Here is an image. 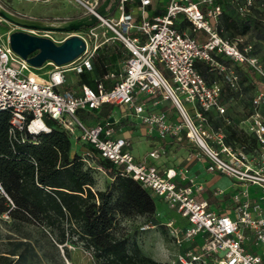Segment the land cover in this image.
Here are the masks:
<instances>
[{"label":"built area","instance_id":"1","mask_svg":"<svg viewBox=\"0 0 264 264\" xmlns=\"http://www.w3.org/2000/svg\"><path fill=\"white\" fill-rule=\"evenodd\" d=\"M72 1L83 9L82 16L94 15L99 4V0ZM224 1L239 17L248 15L254 4L253 0H117L110 15L96 16L91 28L63 33L60 39H54L51 32L22 30L55 44L72 36L84 43V51L73 61L62 66L46 62L44 67H50L46 79L34 74L8 42H0V112L10 115L11 142L17 141L16 133L24 142V132H49L48 122L71 136L78 131L75 139L81 145L83 162L94 163L95 157L109 162L116 175L138 183L184 220V227L172 221L164 224L177 247L200 237L198 246L184 248L171 264H264V123L259 112L264 106V66L246 36L227 39L220 35L218 18ZM115 44L123 57L113 70L93 78L92 86L75 82L67 87L69 73L92 75L99 50ZM196 64H203L232 91H237L239 80L234 66H244L259 80L261 86L250 102L248 130L255 145L251 154L225 144L223 126L228 121L213 128L207 120L210 112L224 113L219 102L221 85L218 80L207 83ZM160 92L177 112V119L154 111L156 100L148 103L151 110L145 108L144 99H154ZM103 105L117 110L118 118L88 125L76 116ZM129 114L136 121L133 124L159 143L178 141L183 133L185 145L204 160L207 173L225 176L239 186H253L259 194L250 197L246 190L234 191L229 196L230 216L216 212L201 196L200 184L191 179L182 183V172L160 170L154 164L165 156L163 146H154L140 159L133 157L127 148L130 141L116 134V123L119 119L130 122ZM0 194H4L1 185ZM222 194L216 191L214 195ZM151 228L153 224L143 219L136 224L138 232Z\"/></svg>","mask_w":264,"mask_h":264},{"label":"trees","instance_id":"2","mask_svg":"<svg viewBox=\"0 0 264 264\" xmlns=\"http://www.w3.org/2000/svg\"><path fill=\"white\" fill-rule=\"evenodd\" d=\"M253 1L250 13L244 17L237 16L228 2H221L218 27L220 35L227 39L250 34L254 44L247 41L258 57V44H264V8L261 7L264 0ZM122 57L119 45L103 47L96 55L92 75H81L77 84L92 86L93 78L113 70V64ZM259 61L264 66L262 59ZM196 69L207 83L220 82L219 102L222 106L240 96L238 89L230 90L219 76L207 72L203 64H196ZM234 69L239 75L238 87L246 83L248 86L258 84L260 88L259 80L244 66H234ZM153 100L155 98L150 102ZM263 111L264 106H261L259 112ZM111 112V105H103L86 114L87 120L92 116V121L86 122L89 125L105 122ZM224 116L210 112L207 120L215 128L227 118L225 113ZM124 125L121 120L117 127ZM48 126L49 132L22 133L24 142L16 133L17 141L11 142L10 115L0 112V185L4 193L0 194V216L6 215L17 225H36L54 234L59 244L67 242L75 246L81 242L90 252L93 264H164L144 255L122 225V222L129 223L138 218L153 224L155 206L151 194L130 178L116 175L109 162L96 157L95 166L110 181L103 190L93 191L91 171L85 169L78 153L71 155V135L54 122H48ZM223 128L225 144L242 147L246 153L255 148L250 134L245 136L229 124ZM181 136L178 141L169 139L161 141L160 145L166 150L185 148L183 133ZM214 194L215 191L207 192L206 199L209 204L218 206ZM222 198L228 200V196ZM0 264H27V256L24 253L1 255Z\"/></svg>","mask_w":264,"mask_h":264},{"label":"rangeland","instance_id":"3","mask_svg":"<svg viewBox=\"0 0 264 264\" xmlns=\"http://www.w3.org/2000/svg\"><path fill=\"white\" fill-rule=\"evenodd\" d=\"M0 6L10 13L31 19L45 20L50 23L69 21L78 18L83 14V9L72 0H0ZM17 31H22V29L3 20L0 23V42L7 43L9 35ZM51 36L54 39H60L63 37V33L54 32L51 33ZM246 36V39L254 44L252 36L250 34ZM257 54L264 63V44H258ZM157 68L161 70V67L157 66ZM49 69L50 67L42 66L41 68H32V72L39 78L46 79L47 71ZM161 73L164 78L167 79L166 72L161 70ZM78 78L79 77L76 75L69 73L67 75V87L73 86V84L77 82ZM258 88V84L248 86L246 83H243L238 87V93H240V96H238L235 100H230L227 105H223L224 113L227 115V118H225L226 120L223 118L224 121H228L229 125L234 127L236 131L243 133L245 136L250 134L248 130L251 108L250 102ZM155 95L157 104H152L154 106L153 110H161L162 112L168 114V116L177 119L178 114L171 103L168 100L163 99L165 94L160 92ZM144 102L145 108L147 110H151L149 109L150 104H148L150 103V99L146 97ZM224 113L222 114L223 117H225ZM115 114L116 113L114 112V115ZM260 114L264 123V111ZM85 115L86 113L84 112H78L76 116L83 123L88 124L86 121H92V114L90 115L91 118H88V120ZM117 118L118 116L116 114L114 119ZM119 120L121 121L122 119ZM119 120L116 125L119 124ZM128 120L132 123L125 121L124 126H118L119 129L117 133L122 134L124 131L128 133L130 145L127 148L136 159H140L151 147V145L156 143V137L152 136L148 139L149 137H146L144 130L133 124L136 121L130 114ZM43 121L47 124L45 119H43ZM75 136H78V131H76L74 136H71V155H74L75 153L80 155L79 151L81 150V145L76 141ZM237 147V145H234V148ZM195 154L196 153H194V155ZM249 154H251V152ZM189 159L190 157L184 154L178 156L169 154L157 161L160 165L163 164L167 167L179 168L183 171L185 169V163ZM84 165L85 169L91 171L94 179V186L92 187V190H103L110 179L103 173V171L97 169L94 163L84 162ZM199 181L202 182L205 190L209 192L221 191L224 193V196H228V200L225 198L223 199L222 196L216 198L214 195V198H216L218 204H221L222 206L220 207L221 209H219L221 210V213H225L229 216V196L234 191L238 192L246 190L250 197H255L259 194L258 189L253 186H239L231 182L225 176L209 174L201 169H199ZM152 199L155 206L153 228L137 233L136 224L141 222L142 219H132L129 223L122 222V225H124V229L128 233L127 235L131 236L135 240L137 246L144 255L150 257L156 262L171 264L175 260V256H169L170 252L168 248L174 247L177 252H180L185 246L187 247L188 243H182L181 247H177L167 233V229L164 227V224L167 221H172L174 226H178V224H183L184 220L179 218L173 210L168 208L167 204L160 198L152 196ZM23 253L27 256V264H93L90 252L83 248L81 242H77L75 246L70 245L67 242L59 244L54 234H49L47 231L36 225L30 223L17 225L14 224L6 215L0 216V256L9 254L20 255Z\"/></svg>","mask_w":264,"mask_h":264},{"label":"water","instance_id":"4","mask_svg":"<svg viewBox=\"0 0 264 264\" xmlns=\"http://www.w3.org/2000/svg\"><path fill=\"white\" fill-rule=\"evenodd\" d=\"M117 0H100L93 14L81 16L69 21L50 23L10 13L0 6V18L22 30H38L44 32L71 33L91 28L97 21L96 16L106 17L114 9ZM10 49L32 68H41L46 62L62 66L73 61L84 51V43L76 36L55 44L45 37L29 35L17 31L9 35Z\"/></svg>","mask_w":264,"mask_h":264},{"label":"crops","instance_id":"5","mask_svg":"<svg viewBox=\"0 0 264 264\" xmlns=\"http://www.w3.org/2000/svg\"><path fill=\"white\" fill-rule=\"evenodd\" d=\"M114 112L117 114V116H119V114H118V111L117 110H115V109H112V112H111V114H110V116L108 117V120H115L114 118H115V116H116V114L114 115ZM125 122V121H124ZM116 134L117 135H120V136H123V137H126L129 141H130V139H129V136H128V133L126 132V131H124L122 134H118L117 132H116ZM145 134V133H144ZM146 137L148 138V139H150V137L151 136H147L146 135ZM167 140H169V139H166L165 141H167ZM154 146H161L160 145V143H159V141L158 140H156V143L155 144H153V145H151V147L147 150V151H149L151 148H153ZM184 147L185 148H179V149H174L173 147H171V148H168L167 150L165 149V147H164V149H165V156H168L169 154H172V155H175V156H178V155H181V154H184V155H186V156H188V157H190V159L188 160V161H186V163H185V169L182 171V169H179V168H171V167H167V166H165V165H160V163L158 164V161H155L154 162V164L160 169V170H163V169H169V168H171V169H174L175 171H177V172H182L183 173V175H184V177H185V179L183 180V182L182 183H184L187 179H191V180H193V182H195V183H197V184H200L201 186H202V188H203V184H202V182L201 181H199V169H201V170H204L205 171V162H204V160L201 158V157H199V155H196L197 153L193 150V149H190L188 146H186V145H184ZM189 148V149H188ZM146 151V152H147ZM169 153V154H168ZM194 153H196L195 155H194ZM134 157V156H133ZM135 158V157H134ZM164 158V157H163ZM136 159V158H135ZM158 165H160V166H158ZM206 172V171H205ZM207 192H209V191H207V190H205L204 188H203V193H202V197L203 198H205L206 199V196H207ZM223 195H224V193L222 194V197H223ZM218 197H220V196H216V198H218ZM219 206H216L214 203H210V208H212L213 210H215L216 212H220L221 213V210H219V209H221L220 207H222L221 206V204H218ZM224 206V205H223ZM224 208V207H223ZM185 226V222L183 223V224H178V226L177 227H184ZM201 243V239H200V237L199 236H197V237H195L191 242H189L188 243V245H187V247L185 246L184 248H191V249H193V248H195L196 246H198L199 244ZM183 248V249H184ZM168 250H169V252H170V254H169V256L170 257H173V256H176L179 252H177V250L174 248V247H169L168 248ZM181 252V251H180Z\"/></svg>","mask_w":264,"mask_h":264},{"label":"flooded vegetation","instance_id":"6","mask_svg":"<svg viewBox=\"0 0 264 264\" xmlns=\"http://www.w3.org/2000/svg\"><path fill=\"white\" fill-rule=\"evenodd\" d=\"M36 20H38V19H36ZM39 21H44V22H47V21H45V20H39Z\"/></svg>","mask_w":264,"mask_h":264}]
</instances>
